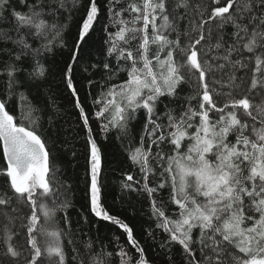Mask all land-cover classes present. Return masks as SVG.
<instances>
[{"label": "snow or ice", "instance_id": "snow-or-ice-1", "mask_svg": "<svg viewBox=\"0 0 264 264\" xmlns=\"http://www.w3.org/2000/svg\"><path fill=\"white\" fill-rule=\"evenodd\" d=\"M0 264H264V0H0Z\"/></svg>", "mask_w": 264, "mask_h": 264}, {"label": "trees", "instance_id": "trees-1", "mask_svg": "<svg viewBox=\"0 0 264 264\" xmlns=\"http://www.w3.org/2000/svg\"><path fill=\"white\" fill-rule=\"evenodd\" d=\"M70 120H74L73 117H69ZM104 144V151L106 153V158H107V163H108V167L112 170L115 171H111L108 173L109 179L113 185V187L116 189V195H119V188H118V177L120 175V160L122 159L119 155V151L117 148V144L118 142H114L113 144H108L106 141L103 142ZM82 150V149H81ZM61 159L63 160V166L65 167V169L73 176H79L81 179V184L80 187H83V176H84V161L83 158L81 157V159L78 162H69V160L64 156L63 153L59 154ZM73 163H75L77 166L73 167ZM78 198L82 196V192H78L77 194ZM112 202V197H109V203ZM137 207L139 208V205H137ZM116 211L119 212H123V209L120 207V205H115L114 206ZM147 220V217L143 215V213H141L140 215H137L135 217L132 218L131 223L135 226L136 230L139 231L141 228V225H145V221ZM108 229H105V231H107Z\"/></svg>", "mask_w": 264, "mask_h": 264}]
</instances>
